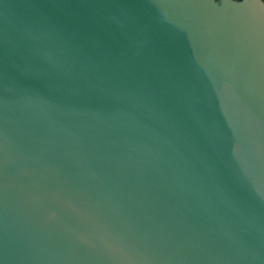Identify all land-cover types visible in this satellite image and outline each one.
<instances>
[{"label":"water","instance_id":"water-1","mask_svg":"<svg viewBox=\"0 0 264 264\" xmlns=\"http://www.w3.org/2000/svg\"><path fill=\"white\" fill-rule=\"evenodd\" d=\"M0 264H264V0H0Z\"/></svg>","mask_w":264,"mask_h":264}]
</instances>
